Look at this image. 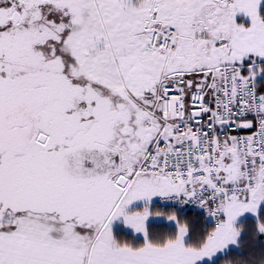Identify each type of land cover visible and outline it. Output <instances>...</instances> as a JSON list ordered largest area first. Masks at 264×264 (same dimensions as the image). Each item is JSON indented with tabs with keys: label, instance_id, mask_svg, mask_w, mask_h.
<instances>
[{
	"label": "snow or ice",
	"instance_id": "1",
	"mask_svg": "<svg viewBox=\"0 0 264 264\" xmlns=\"http://www.w3.org/2000/svg\"><path fill=\"white\" fill-rule=\"evenodd\" d=\"M0 264H264V0H0Z\"/></svg>",
	"mask_w": 264,
	"mask_h": 264
}]
</instances>
